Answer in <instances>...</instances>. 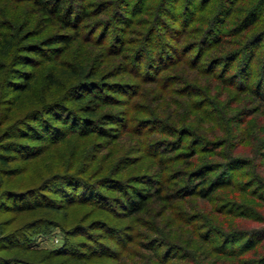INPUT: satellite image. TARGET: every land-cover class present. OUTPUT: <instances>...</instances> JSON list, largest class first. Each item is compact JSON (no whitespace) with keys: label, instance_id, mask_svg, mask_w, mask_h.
Masks as SVG:
<instances>
[{"label":"rangeland","instance_id":"obj_1","mask_svg":"<svg viewBox=\"0 0 264 264\" xmlns=\"http://www.w3.org/2000/svg\"><path fill=\"white\" fill-rule=\"evenodd\" d=\"M63 2L89 15L79 26V39L65 51L61 50L54 55L47 50L39 55L29 52L32 50L31 44L51 33L72 34L73 29L64 30L56 21L47 24L42 19L37 22L38 8L29 1L0 0V44L6 36L14 37L13 47L7 53L0 51V62L5 66L0 74V83L2 77H8L14 68H21V65L15 64L13 56L16 55L33 57L36 62L25 69L42 75L53 63V59L67 58L86 62L99 52L102 54L99 59L101 58L103 64L94 79H98L99 75L113 68L115 64L125 69L105 80L108 84H120L113 87L117 89L116 92L107 90L108 103L100 104L98 108V113H115L119 120L115 124L104 126L97 123L103 126L99 128L103 132L94 123V131L87 135L70 133L58 143H47L48 148L40 157L28 162L13 163L14 167H20L21 172L6 181L3 189L15 192L31 189L38 199L60 202L63 206L54 216L51 214L40 217L43 222L33 224L36 226L30 228L33 248L57 250L66 247V241H71L75 245L73 250L90 253L92 249L95 255L88 264H229V261L231 263L236 259L251 263L255 258L263 257L264 103H257L263 105L262 108L249 116L247 124L240 127L236 131V138L231 140L237 145L236 155L242 158L243 164L229 171L227 177L231 178L234 185L222 188L219 195L236 200L243 206L228 208L227 211L232 210L235 215L226 214L225 211L218 213V200L206 202L190 197L176 200L163 215L160 213L165 204L151 199L145 212L127 217L117 201V197H121L117 187L127 191L132 188L142 189L145 192L150 188L148 183L154 184L155 173H163L168 179L175 170L187 169L189 164H186L185 159L168 164H160L158 161L159 158L175 159L180 151H187L183 146L171 154H161L165 147L175 146L179 134L188 135L184 129L191 126L194 132L209 136L212 132L219 134L223 127L220 134L226 135L227 125H235V111L255 109L256 103L248 104L253 100L251 92H242L230 82H216L209 87L202 74L190 68L186 60L185 63L177 62L174 53H171L172 60L163 62V65H160V60L149 61L146 65V57L152 58L160 43H167L171 50L194 39L193 32L181 36L183 32L181 33L180 22L184 18L198 17V21L190 23L189 27L203 28L212 21L215 22L219 10H228V17L221 19V27L229 35L226 38L228 43L222 48H213L207 54L224 55L227 61L240 43L263 33L261 41L252 48L255 51L252 61L244 69H239L241 58L229 60L226 64L228 74L233 75L234 85L247 86L248 82L254 88L252 85L257 79L264 81V0ZM106 6L105 11L97 13ZM250 10H254L259 16L258 22L247 32H237L235 18L242 17L243 13ZM146 30H152V40L149 39L151 41L147 40L146 35L143 36ZM114 35L116 38L122 37L123 40L111 44ZM179 38L181 40L178 43ZM119 49L122 50L119 55H110V52ZM141 50L144 59L139 64L141 72L138 75L133 55ZM194 53L195 50L185 58H192ZM123 54L130 56L124 59ZM243 55L240 53V57L243 58ZM218 69H222V65ZM155 73L159 77L158 82L150 81ZM185 81H195L197 85H207L209 88L202 90L204 96L194 95L191 100L182 98L178 93L183 89ZM95 83L99 81L95 80ZM62 85L66 86L65 78ZM38 86L36 84V88ZM96 89L100 94L101 90ZM260 92L264 93L263 83ZM82 93L90 91L79 90L77 95L81 100L76 102L72 93L59 90L55 94L56 105H64L74 111V115L82 117L84 112L78 108L85 101ZM26 98L28 101L30 94L24 100ZM2 99L1 94L0 109L2 105H6ZM22 100L23 98L20 101ZM23 105L31 103L24 102ZM166 126L174 127L176 134H166ZM104 131L109 135L100 134ZM191 138L192 136H185L184 145ZM14 217L9 212L0 214V220L12 221ZM24 217L28 223L38 219L36 215ZM193 217L197 220L190 226L189 220L183 219ZM19 223L17 220L6 230ZM206 223L210 226L207 235L204 234L207 231L204 228ZM72 225H81L83 230L80 233L86 232L87 236L81 234L66 239V229ZM232 232L240 237L242 233H249V237L237 242L242 244V249L230 253L235 239L229 234ZM173 245L182 249L168 247H175ZM222 245H225L228 254L220 253L219 248ZM154 251L161 254L164 251L166 261L155 256Z\"/></svg>","mask_w":264,"mask_h":264},{"label":"trees","instance_id":"obj_2","mask_svg":"<svg viewBox=\"0 0 264 264\" xmlns=\"http://www.w3.org/2000/svg\"><path fill=\"white\" fill-rule=\"evenodd\" d=\"M25 1L31 2L38 8V11H36L39 13V17L36 20L37 22L39 20L42 21V19L46 23L56 21L62 29H73L74 31L72 34L67 32L61 34H48L39 41L31 44L32 50L29 52L42 55L45 51L50 50L55 55L61 52V50L65 51L69 49L71 44L79 39V26H81L83 21L89 16L88 13L76 10L75 7L69 3H64L63 0ZM101 5H103V3ZM106 8L107 6L101 8L97 13L100 14L102 10L105 11ZM227 17L228 10H219L215 17V22L212 21L211 24L205 25L203 28L197 26L192 28L189 27L190 23L198 21V17L184 18L183 21L180 22L181 33L183 32L181 36L185 33L193 32L195 34L194 39L191 42H185V45L180 48L175 47L171 50L167 47V43H160L154 56L152 58L146 57V65L152 60H160V65H163V62L172 60L171 58L173 57L171 53H174L177 62L185 63L188 61L190 68L196 70L198 74H202V76H204L203 78H206V83H208L209 87L216 82L222 84L230 82L242 92H251L253 100L252 102L249 101L248 104L256 103L257 106L255 109L248 111L244 109L235 111L233 117V124L235 125L232 127L227 125L226 135L220 134L223 130V127H221L222 123L219 125L222 128L219 134L212 132L209 136L194 132L191 130V126L184 129L187 130L188 135L179 134L178 142L175 146L165 147L161 154H171L183 146L187 151H180L175 159L166 160V158H159L158 161L160 164H168L169 162L173 163L180 159H185L189 167L187 169L175 170V173L168 179L163 173H155L154 184L148 183L150 188L145 192H143L142 189L135 188L127 191L118 186L117 190L121 194V197H117V201L120 202L121 208L126 212L124 216L131 217L135 216V214L145 212L144 210L147 209L146 207L151 199L165 204L163 205L162 213H160L161 215H163L169 206L173 205V202L176 200H184L190 197L202 199L206 202L218 200L220 205L219 209L216 210L218 213H223L225 211L226 214L235 215L232 210L227 211L228 208H231V206L232 208H239L242 206L236 200L234 201L225 196L223 197L222 194L219 195V192L222 188L234 185L231 178L227 177V174L232 168L243 164L242 158L236 155L237 145H234L231 140L236 138V134L238 135L236 131L247 124L249 116L262 108L263 105H258L257 103H264V93L260 92V88L262 83L264 84V81L257 79L252 85L254 88L251 87L248 82L247 86H241L240 84L234 85L233 75L228 74L226 64L229 60L235 61L241 58L239 69H244L252 61L255 54L252 48L256 47L261 41L260 38L263 33L258 36H253V38H248L245 42L240 43L237 50L231 53L229 57L227 56L229 58L227 61L224 55H209L213 48H222L228 43L226 39L229 36L228 32L224 31L221 27V19H226ZM258 20L259 16L256 12L250 10L243 13L242 17L235 18L234 25L237 32L243 33L251 30ZM173 31L176 30L174 29ZM151 32L152 30H146L143 36L146 35L147 40H152ZM105 38H103L104 41ZM120 40H123V38H116L114 35L110 42L113 44L115 41L119 42ZM180 40L179 38L177 42L179 43ZM2 41L3 42L0 44V48L2 49H0V51L7 53L13 47L14 37L6 36ZM103 43L104 42H102V44ZM193 50H195V55L192 58L186 59L185 56ZM121 51L122 50L119 49L118 51L110 52V55L117 56ZM141 52L142 50L137 51L135 52V56L133 55V59L137 66L136 74L138 75L139 72H141L139 64L144 59V55ZM207 52H209V54H207ZM240 53L244 54L243 58L240 57ZM100 56H102V54L97 52L90 60H86V62L81 60L72 61L67 58L59 60L53 59V63L43 71L42 75H37L34 71L25 69L26 66L36 62L33 57L30 55H16L13 56V58H15V64L16 66L21 65V68H14V71H12L8 77H2L1 79L0 95L2 94V101L6 105H2L3 107L0 109V214L9 212L15 217L12 221L9 219L0 220V264H88L87 262L95 255L92 249L90 253L73 250L75 245L71 241H66V247L57 250L34 249L30 240V228L36 226L33 224L43 222L40 220V217L51 216V214L54 216L60 212L63 208L62 204L48 199H38L35 192L31 189L15 192L3 189L2 186L10 178L20 174V167H14V162H28L40 157L47 150V143H58L70 133H79L82 136L87 135L94 131L92 130V125L94 123L96 128L101 130L99 128H103L104 125L118 122L119 119L115 113H98V108L100 104L108 103L109 98L107 97V92L110 90L116 92L117 89H113V87H117L118 84H120L118 82L108 84L105 80L117 74L116 72H123L125 69H121L118 64H115L113 68L99 75L98 79H94L97 76V72L102 69L103 61H101V58L99 59ZM129 56V54L122 55L124 59L129 58ZM221 65L222 69H218ZM4 69L5 66L0 62V74L3 73ZM155 74L156 75L152 77L150 81L158 82L159 77L157 73ZM64 78L66 79V86L62 85V80H64ZM196 78L199 80L198 77ZM95 80H98L99 83H95ZM36 84H39L37 88ZM84 84H89L91 86L88 87ZM93 86L99 88L101 93L99 94L97 89ZM206 86L207 85L201 87L197 85L195 81H185L183 89L178 94H180L182 98L187 97L191 100L194 95L204 96L202 90L209 88ZM59 90L72 93V97L76 102L81 100L77 95L79 90L81 92L84 90L90 91V93H82V95H85V99H83L85 101L84 104L82 103L78 107L81 108L80 111L84 112L82 117H77L74 115V111L64 105H56L55 94ZM21 92L25 94L22 95ZM28 94H30V99L28 101L27 98L24 100L25 96ZM21 98H23L24 101L22 100L21 102ZM24 102L31 103V105H23ZM68 122L70 123L66 126ZM97 123H102L103 126ZM73 127L75 129H73ZM77 129L79 130L77 131ZM101 132L103 131L101 130ZM165 132L168 135L176 134L172 126H168ZM100 134L109 135L106 131ZM185 136H192V138L189 143L184 145L183 140ZM227 148H229V151ZM155 184L158 185L155 186ZM122 199L123 201H121ZM30 215H36L38 219L34 222H25L24 216ZM183 219L189 220V226L197 220L196 217L192 219ZM17 220L18 222L20 221L18 225L6 230L14 222H17ZM209 227L207 223L204 225V228L207 230L204 233L205 235L208 234ZM82 230L83 227L81 225L70 226L66 229V239L81 234L87 236L86 232L80 233ZM229 234H232L235 238L231 245V250H229L231 251L230 253H233V251L237 249H242V244H238L237 242L249 237V233H242L241 237L238 236L237 233L232 232ZM129 241L130 240H128V242ZM249 242L250 241H248V243ZM173 246L175 247H168L172 249L178 248V250L182 249L180 246ZM219 250L221 254H228L225 245H222ZM154 254L162 261H164V259L166 261L164 251L162 254L154 251ZM162 257L164 258L162 259ZM228 263L264 264V256L255 258L251 263H245V261L240 259H236L231 263L229 261Z\"/></svg>","mask_w":264,"mask_h":264}]
</instances>
